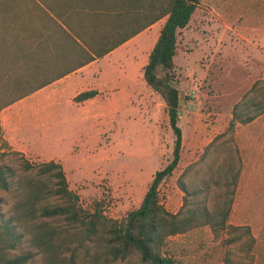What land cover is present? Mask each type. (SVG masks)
<instances>
[{"label":"rangeland","instance_id":"obj_1","mask_svg":"<svg viewBox=\"0 0 264 264\" xmlns=\"http://www.w3.org/2000/svg\"><path fill=\"white\" fill-rule=\"evenodd\" d=\"M162 23L97 61L93 68L110 85L95 98L75 101L86 89L70 79L2 109L0 166L19 173L25 162L54 160L83 207L99 201L103 213L117 219L138 207L174 140L163 101L142 77ZM174 60L182 145L172 176L159 188L160 202L173 213L182 201L180 173L224 130L233 105L251 85L264 80V0H200L180 31ZM123 78L126 87L118 82ZM234 136L242 169L228 221L250 227L251 264H264V114L237 124ZM0 197L8 200L9 192L0 190ZM225 250L206 226L172 236L165 246L185 264H224Z\"/></svg>","mask_w":264,"mask_h":264},{"label":"trees","instance_id":"obj_2","mask_svg":"<svg viewBox=\"0 0 264 264\" xmlns=\"http://www.w3.org/2000/svg\"><path fill=\"white\" fill-rule=\"evenodd\" d=\"M65 1L59 9L40 10L45 21L17 26L12 42L0 44V111L163 19L142 77L164 103L174 136L171 156L153 173L138 207L120 219L106 216L99 201L83 207L57 161L25 162L19 173L0 166V190L9 192L8 200L0 197V264H185L165 246L170 237L204 226L225 245L224 264H251L250 227L228 221L242 169L234 133L237 124L264 114V80L251 85L224 130L180 173L182 201L170 212L159 188L172 176L182 145L174 58L180 31L200 0ZM18 15L11 12L13 19ZM96 94L81 91L74 100Z\"/></svg>","mask_w":264,"mask_h":264},{"label":"crops","instance_id":"obj_3","mask_svg":"<svg viewBox=\"0 0 264 264\" xmlns=\"http://www.w3.org/2000/svg\"><path fill=\"white\" fill-rule=\"evenodd\" d=\"M64 1L63 0H0V44H4V43L8 44L12 42L14 38V31L16 30L17 26L30 25L33 23L40 24L39 22H41V20L45 21L44 17L41 18L39 15L40 10H45L47 12H50V10L52 9H59L63 4H65L66 1L65 2ZM2 10H6L8 12L3 13ZM15 10H19V15L17 16V19H13V16H11V12ZM36 13H38L37 15L38 17L36 16ZM156 23L157 22L150 25L148 28L144 29L143 31L139 32L134 37L127 40L123 44L119 45L118 47H116L106 55L100 58H96L95 60L79 67L78 69L64 75L63 77L53 81L52 83L46 86L67 85L68 84L66 83L67 80L74 79V81L71 82H75L74 85H80L81 87H79V89L97 91L103 88V90H105L106 88L109 87L110 82L104 79L103 77L104 72H101L100 69H97L98 67L94 69L93 66L96 63H98L97 61L106 60L109 57V55H112V53L117 52L118 49L120 50L131 40L135 39L139 35H142L148 29L152 28ZM88 76L92 77L91 81H88L87 79ZM126 81H127L126 78H123L118 82L122 83L123 87H126L127 86ZM97 95L98 94H96L92 98H95Z\"/></svg>","mask_w":264,"mask_h":264}]
</instances>
